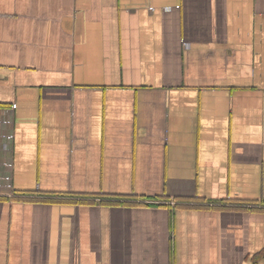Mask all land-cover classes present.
<instances>
[{
  "label": "crops",
  "instance_id": "obj_1",
  "mask_svg": "<svg viewBox=\"0 0 264 264\" xmlns=\"http://www.w3.org/2000/svg\"><path fill=\"white\" fill-rule=\"evenodd\" d=\"M0 120V264H264V0H0Z\"/></svg>",
  "mask_w": 264,
  "mask_h": 264
},
{
  "label": "trees",
  "instance_id": "obj_2",
  "mask_svg": "<svg viewBox=\"0 0 264 264\" xmlns=\"http://www.w3.org/2000/svg\"><path fill=\"white\" fill-rule=\"evenodd\" d=\"M114 201H121V202H124V203H129V202H136L138 201V198L137 197H133V196H123V197H119V198H114L113 199ZM148 199H143V198H140V201H143V202H147ZM183 202V200H180ZM172 203H179L176 202V201H171Z\"/></svg>",
  "mask_w": 264,
  "mask_h": 264
},
{
  "label": "built area",
  "instance_id": "obj_3",
  "mask_svg": "<svg viewBox=\"0 0 264 264\" xmlns=\"http://www.w3.org/2000/svg\"><path fill=\"white\" fill-rule=\"evenodd\" d=\"M0 122H1V120H0Z\"/></svg>",
  "mask_w": 264,
  "mask_h": 264
}]
</instances>
